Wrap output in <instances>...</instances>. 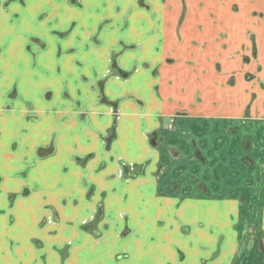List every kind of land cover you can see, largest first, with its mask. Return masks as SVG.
<instances>
[{
    "label": "crops",
    "instance_id": "obj_1",
    "mask_svg": "<svg viewBox=\"0 0 264 264\" xmlns=\"http://www.w3.org/2000/svg\"><path fill=\"white\" fill-rule=\"evenodd\" d=\"M70 1L0 0V264H264V0Z\"/></svg>",
    "mask_w": 264,
    "mask_h": 264
},
{
    "label": "rangeland",
    "instance_id": "obj_2",
    "mask_svg": "<svg viewBox=\"0 0 264 264\" xmlns=\"http://www.w3.org/2000/svg\"><path fill=\"white\" fill-rule=\"evenodd\" d=\"M71 2V4L72 5H78L79 4V0H71L70 1ZM138 2H139V4L141 5V6H143L145 3H143L144 2V0H138ZM185 7V6H184ZM91 41H93V42H96L97 41V43H99L98 42V40L97 39H95L94 38V40L93 39H91ZM127 47H129V49H137V48H139L140 47V44H138V43H136V44H133V45H128V44H125V48H127ZM118 55H119V53H113V55L111 56V60H112V66H111V69H110V72L112 73V75L113 74H121V75H124L125 77H127L131 72L130 71H127V70H121L120 68H118L117 67V62H116V60H117V58H118ZM211 169H213L212 171H210V173H212V172H214V166H211ZM216 170V169H215Z\"/></svg>",
    "mask_w": 264,
    "mask_h": 264
},
{
    "label": "flooded vegetation",
    "instance_id": "obj_3",
    "mask_svg": "<svg viewBox=\"0 0 264 264\" xmlns=\"http://www.w3.org/2000/svg\"><path fill=\"white\" fill-rule=\"evenodd\" d=\"M144 167H145V164H143L142 166H136V165H129L128 166V165L124 164L123 174L126 177L135 176L138 173L142 172L144 170ZM161 171H163V168H162V170H159V173H161Z\"/></svg>",
    "mask_w": 264,
    "mask_h": 264
}]
</instances>
